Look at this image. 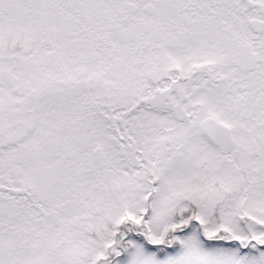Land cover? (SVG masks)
Returning <instances> with one entry per match:
<instances>
[{
  "label": "snow or ice",
  "instance_id": "snow-or-ice-1",
  "mask_svg": "<svg viewBox=\"0 0 264 264\" xmlns=\"http://www.w3.org/2000/svg\"><path fill=\"white\" fill-rule=\"evenodd\" d=\"M0 264H264V0H0Z\"/></svg>",
  "mask_w": 264,
  "mask_h": 264
}]
</instances>
